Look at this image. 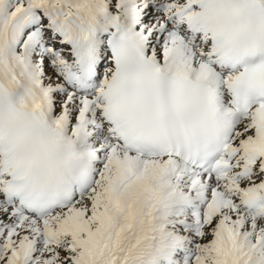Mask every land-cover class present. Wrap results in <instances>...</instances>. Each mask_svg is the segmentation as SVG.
Listing matches in <instances>:
<instances>
[{
    "label": "snow or ice",
    "instance_id": "obj_1",
    "mask_svg": "<svg viewBox=\"0 0 264 264\" xmlns=\"http://www.w3.org/2000/svg\"><path fill=\"white\" fill-rule=\"evenodd\" d=\"M0 264H264V0H0Z\"/></svg>",
    "mask_w": 264,
    "mask_h": 264
}]
</instances>
